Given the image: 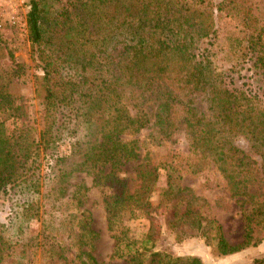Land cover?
Masks as SVG:
<instances>
[{"label":"trees","instance_id":"16d2710c","mask_svg":"<svg viewBox=\"0 0 264 264\" xmlns=\"http://www.w3.org/2000/svg\"><path fill=\"white\" fill-rule=\"evenodd\" d=\"M240 10L247 51L263 67L264 27L251 7ZM213 12L210 0H30L26 27L31 59L41 69L34 79L41 128L32 133L25 106L10 91L25 73V65L12 59L9 68L0 66V196H7L11 211L7 224L0 223V264L26 256L23 224L45 205L62 216L47 228L66 246L58 251L64 264H104L92 254L97 233L78 216L88 188L73 184L77 174L106 192L113 254L132 264H202L197 256L153 249L164 224L187 223L216 240L221 255L251 244L255 227L264 228V176L232 137L243 135L264 166V102L230 88L210 48L196 53L202 40L213 45ZM178 133L192 160L213 164L226 191L248 205L242 243L231 244L221 225L193 206L196 197L174 182V165L154 163L149 145ZM44 158L49 164L42 173ZM134 161L139 164L133 177L118 174ZM195 164L191 172L198 171ZM159 169L166 171L162 187H156ZM137 218L147 220L148 229L135 247L137 239L123 223ZM68 249L76 251L70 259L63 255Z\"/></svg>","mask_w":264,"mask_h":264},{"label":"rangeland","instance_id":"374dc122","mask_svg":"<svg viewBox=\"0 0 264 264\" xmlns=\"http://www.w3.org/2000/svg\"><path fill=\"white\" fill-rule=\"evenodd\" d=\"M210 1L214 8L216 34L210 40L213 42L212 46L208 44V40H202L197 45L196 53L204 48H210L216 55L215 63L222 71L227 85L230 88L245 89L249 94L257 95L264 102V66L257 64L255 66L251 53L247 51L245 39L247 27L242 24V11L240 10V7L244 5L251 7V13L257 19L258 25L264 27V0ZM29 3L30 0H0V66L9 68L12 65V59L25 65L24 76L14 79L10 91L16 98V103H22L25 106L24 119L31 126L32 133L38 135L41 128V106L34 91V79L41 74V69L34 65L30 56L26 27ZM236 39H240L241 43L237 44ZM197 106L205 110V104L200 100H197ZM147 135L148 131L143 130L140 137L144 139ZM232 142L250 156L254 161V169L264 176V166L260 158L252 151L249 141L243 135L238 134L232 137ZM149 148L155 164L165 160L176 167V170L171 172L174 182L196 197L193 206L203 216L216 220L221 225L223 235L231 244L242 243L245 231L243 215L248 205H243L238 198L226 191L224 178L213 164L192 160L184 134L178 133L161 145L151 144ZM193 162L196 163L197 172H191ZM48 164V160L44 158L41 164L42 173L48 170ZM138 164L139 161L127 162L121 165L118 174L133 177ZM165 173L166 171L162 169L158 170L156 187L165 185ZM81 183L88 190L82 198L81 211L78 216L88 220L91 228L97 233L92 254L98 262L104 264H132L127 258L113 254L115 241L111 236L112 232L107 228L103 203L106 192L92 186L89 176L77 174L73 184ZM183 194L189 197L187 191ZM150 199L153 204L156 203L158 190ZM9 204L10 201L6 195L0 196V223L7 224L11 213ZM61 217L60 211L51 212L48 210V205L43 206L36 217L23 224L25 234L23 236L20 234V238L29 241L26 256L17 260L8 259L1 264H64L65 260L63 256L58 255V251L66 246L59 244L62 242L53 238L52 232H48L50 220L54 218L58 221ZM123 224L129 227V234L136 237L135 247L139 246V239L148 229L147 220L137 218ZM15 227L14 231L17 229ZM8 231H12V226H9ZM153 246L155 251L172 257L197 256L202 264H259L264 260V228L262 224H258L255 227L251 244L229 255L219 254L216 240L202 236L187 223L179 224L175 228L164 224ZM75 252L74 249H68L64 250L63 255L70 259Z\"/></svg>","mask_w":264,"mask_h":264},{"label":"water","instance_id":"95a60500","mask_svg":"<svg viewBox=\"0 0 264 264\" xmlns=\"http://www.w3.org/2000/svg\"><path fill=\"white\" fill-rule=\"evenodd\" d=\"M259 264H264V260H263V261H261Z\"/></svg>","mask_w":264,"mask_h":264}]
</instances>
